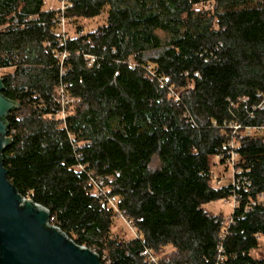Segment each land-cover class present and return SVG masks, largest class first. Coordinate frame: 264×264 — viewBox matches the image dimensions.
I'll list each match as a JSON object with an SVG mask.
<instances>
[{"label":"trees","instance_id":"trees-1","mask_svg":"<svg viewBox=\"0 0 264 264\" xmlns=\"http://www.w3.org/2000/svg\"><path fill=\"white\" fill-rule=\"evenodd\" d=\"M66 1L74 24L106 21L63 42L59 9L0 0L2 93L19 104L4 118L2 161L17 192L103 264H264L253 255L264 239V0ZM61 86L74 99L65 118ZM233 142L244 183L215 187L212 159L226 164ZM92 176L109 177L105 196ZM233 195L230 221L205 208ZM109 196L137 236L113 233Z\"/></svg>","mask_w":264,"mask_h":264},{"label":"water","instance_id":"water-1","mask_svg":"<svg viewBox=\"0 0 264 264\" xmlns=\"http://www.w3.org/2000/svg\"><path fill=\"white\" fill-rule=\"evenodd\" d=\"M4 90L0 77V264H103L98 252L50 225V209L20 195L8 179L2 152L13 139L4 118L19 104Z\"/></svg>","mask_w":264,"mask_h":264},{"label":"rangeland","instance_id":"rangeland-1","mask_svg":"<svg viewBox=\"0 0 264 264\" xmlns=\"http://www.w3.org/2000/svg\"><path fill=\"white\" fill-rule=\"evenodd\" d=\"M61 3L60 0H45L44 3V10L49 9H58ZM106 21V14L103 13L102 15L86 19L81 18L78 20L76 24L69 22L66 25V32L70 36H76L78 32L82 30L83 33L93 31L97 29L100 25H102ZM60 31V30H58ZM10 69H1L0 70V77L5 74ZM264 135V131L262 133ZM212 184L215 187H221L223 185H228L232 183L234 178V172L231 168L227 167L225 163L220 162L219 157H215L212 159ZM232 199H225L214 201L205 205V208L213 214H222L225 216L227 221H230L232 212H233V204ZM113 233L118 235L119 237L130 239L136 236L137 231L134 230L123 217H116L115 222L113 225ZM171 248L166 247L164 252H170ZM253 255L255 257H264V239L261 238L260 246L258 249L253 251Z\"/></svg>","mask_w":264,"mask_h":264},{"label":"built area","instance_id":"built-area-1","mask_svg":"<svg viewBox=\"0 0 264 264\" xmlns=\"http://www.w3.org/2000/svg\"><path fill=\"white\" fill-rule=\"evenodd\" d=\"M60 3H61V5L58 8L60 10V15L58 17L57 24H58V30H60L59 32L61 34V39H62L63 42H65L67 37L70 36V35L67 34V32L65 30L66 25L69 22V19L65 16V11H66L68 5H67V1L66 0H60ZM81 33L82 32H79L78 34H81ZM68 55L69 54L66 51L62 52L60 54L62 61L65 60L68 57ZM89 65H91V63ZM60 93L62 95V106L63 107H62L60 113L58 114V116L62 117V118H65L67 116L66 106H68V104H71L72 102H74V99L68 97L65 94L64 88L62 86L60 88ZM233 128H234L233 133L235 134L236 133L235 131H237L240 128V125L236 123L233 126ZM255 130H257V128H249L248 132H249V134H252V133H254ZM260 130L264 131V127H262ZM231 146H232V151H231L230 157L226 161V166L233 170L234 178H233L232 184L239 188L244 183V181L240 177H237V174L240 172V170L237 169V165H236V163H237L236 161L238 160L239 156H238V153L236 152V148H235V143L234 142L231 144ZM108 178L109 177L105 178V177H99V176H92L91 177V183L94 186L95 194H98V195H101V196H105L107 194V189H106V186H105V179H108ZM25 198H27V197H25ZM27 199H29V198H27ZM229 199H232L233 210H234L235 207H237L238 204H239V197L237 195H233ZM223 200H225V199H223ZM107 201H108V204L111 207H113V209H114V211L116 213V217L117 216L118 217H123L125 219V221L134 230H136L132 220L127 218V216L125 215L124 211H121V210L118 209V207H117L118 198L116 196H109L107 198ZM259 202H263L264 203V193H261L259 195ZM256 203H257L256 200H250V203L246 206V209H250L252 206L256 205ZM49 224L61 229L55 223V217L52 216V215L49 218ZM136 236H137V234H136ZM142 255L148 256L152 261H156V257L150 252L149 249L144 250L142 252Z\"/></svg>","mask_w":264,"mask_h":264},{"label":"crops","instance_id":"crops-1","mask_svg":"<svg viewBox=\"0 0 264 264\" xmlns=\"http://www.w3.org/2000/svg\"><path fill=\"white\" fill-rule=\"evenodd\" d=\"M50 10V9H49Z\"/></svg>","mask_w":264,"mask_h":264}]
</instances>
